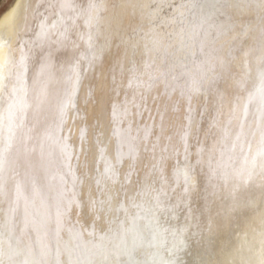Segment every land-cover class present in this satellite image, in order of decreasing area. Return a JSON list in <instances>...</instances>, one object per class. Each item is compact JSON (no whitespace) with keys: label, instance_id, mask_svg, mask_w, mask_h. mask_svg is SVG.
I'll use <instances>...</instances> for the list:
<instances>
[{"label":"rangeland","instance_id":"rangeland-1","mask_svg":"<svg viewBox=\"0 0 264 264\" xmlns=\"http://www.w3.org/2000/svg\"><path fill=\"white\" fill-rule=\"evenodd\" d=\"M14 2L0 0V16ZM127 13L135 22L125 23ZM108 21L99 54L122 52L129 86L141 92L123 96L108 130L67 128L57 177L85 199L90 184L93 217L85 233L62 221L43 257L29 243L42 225L37 239L17 237L6 253L12 228L3 222L0 264H50L58 254L65 256L57 264H264V0H118ZM161 103L173 114L165 128L173 140L151 164ZM91 153L95 169L86 162ZM208 154L215 164L202 162ZM229 186L236 189L227 199Z\"/></svg>","mask_w":264,"mask_h":264},{"label":"bare ground","instance_id":"bare-ground-1","mask_svg":"<svg viewBox=\"0 0 264 264\" xmlns=\"http://www.w3.org/2000/svg\"><path fill=\"white\" fill-rule=\"evenodd\" d=\"M117 1L15 0L0 16V243L4 244L1 241L4 229L2 223H7V231L12 228V232L9 231L12 235L5 245L6 253L14 251L17 237L37 239L39 234L36 235L35 230L42 225L44 234H40L36 244L32 241L29 243L36 245L37 255L43 257V244L48 242L62 221H74L85 233L86 223L93 217L90 210V184L85 187L84 191L89 194L85 199L83 194L76 192L72 183L58 182L57 177L62 173L61 161L66 158L65 143L70 140L67 128H82L84 125L91 132L98 125L102 131L108 130L112 125L111 112L123 106V96L135 98L141 92L129 86L131 77L125 73L122 52H115L113 56L112 49L110 53L99 54L104 42L101 44L98 40V31L103 21L107 23ZM135 20L136 17L131 13L124 19L128 24ZM144 77L147 79V76ZM158 92L159 89L155 87L154 95ZM164 108V103H161L156 110L154 123L161 130L158 145L152 149L151 164L160 159L172 139L165 128L173 114L171 110L163 114ZM183 118L182 111L178 115L179 122ZM136 120L134 114L128 118V121L139 127ZM129 144H136L134 135ZM208 155H201L202 162L215 164L217 155ZM87 156V165L92 169L94 156L92 153ZM235 189L232 186L229 190L226 188L227 199L232 198ZM252 190H247L248 197ZM10 213L14 214L12 222L8 220ZM20 222L19 228L13 227ZM64 256L56 255L50 264H57Z\"/></svg>","mask_w":264,"mask_h":264}]
</instances>
